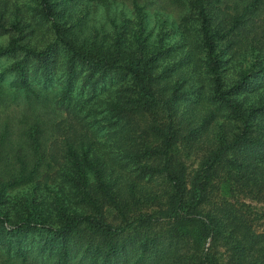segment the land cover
<instances>
[{
  "label": "trees",
  "instance_id": "1",
  "mask_svg": "<svg viewBox=\"0 0 264 264\" xmlns=\"http://www.w3.org/2000/svg\"><path fill=\"white\" fill-rule=\"evenodd\" d=\"M168 1L0 10V264H264V0Z\"/></svg>",
  "mask_w": 264,
  "mask_h": 264
},
{
  "label": "rangeland",
  "instance_id": "2",
  "mask_svg": "<svg viewBox=\"0 0 264 264\" xmlns=\"http://www.w3.org/2000/svg\"><path fill=\"white\" fill-rule=\"evenodd\" d=\"M156 5L160 6V11L163 13L168 14L169 19L175 18L177 7L174 6L173 3H169L168 0H155ZM118 7L115 5L113 6L116 9L120 8L121 6H129L128 0H118ZM0 10L3 15L4 24H8L9 22H16L18 21V25H22L21 19H26L28 22H32V13L35 11L34 0H0ZM96 12L98 14H102L104 9L102 7H97ZM93 13V12H92ZM33 25V24H32ZM27 29V28H26ZM26 30H22L24 33ZM8 36L7 34H0V47L5 46L7 43ZM35 40V39H34ZM33 40V41H34ZM7 59L0 58V66H3L7 63ZM11 99H9L10 101ZM20 103V104H18ZM22 100L21 97H16L15 100L9 105L7 109H2V114H8L10 116L15 115L17 116V105H21ZM193 158V157H192ZM192 158H188V163L192 161ZM194 163V162H193ZM194 165V164H191ZM255 207L264 209V202L254 203Z\"/></svg>",
  "mask_w": 264,
  "mask_h": 264
}]
</instances>
